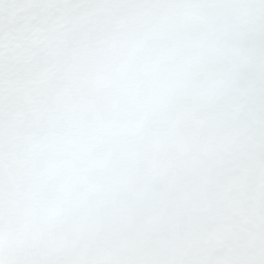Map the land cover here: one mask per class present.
<instances>
[{
    "label": "snow or ice",
    "instance_id": "snow-or-ice-1",
    "mask_svg": "<svg viewBox=\"0 0 264 264\" xmlns=\"http://www.w3.org/2000/svg\"><path fill=\"white\" fill-rule=\"evenodd\" d=\"M0 264H264V0H0Z\"/></svg>",
    "mask_w": 264,
    "mask_h": 264
}]
</instances>
